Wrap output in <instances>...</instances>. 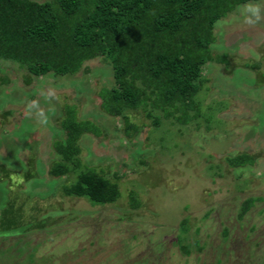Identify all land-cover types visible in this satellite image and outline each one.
Here are the masks:
<instances>
[{
	"label": "rangeland",
	"instance_id": "rangeland-1",
	"mask_svg": "<svg viewBox=\"0 0 264 264\" xmlns=\"http://www.w3.org/2000/svg\"><path fill=\"white\" fill-rule=\"evenodd\" d=\"M213 32L227 65L205 64L200 119L154 128L127 112L129 135L100 108L99 89L114 86L103 60L42 77L0 61V264H264V0L238 5ZM66 106L99 128L80 137L78 161L117 183L112 204L64 197L74 177L47 174ZM241 154L252 162L227 164Z\"/></svg>",
	"mask_w": 264,
	"mask_h": 264
},
{
	"label": "trees",
	"instance_id": "trees-1",
	"mask_svg": "<svg viewBox=\"0 0 264 264\" xmlns=\"http://www.w3.org/2000/svg\"><path fill=\"white\" fill-rule=\"evenodd\" d=\"M248 1L258 0H0V61L42 77L75 75L86 62L101 59L111 67L114 86L99 89L100 108L122 120L126 135L136 130L127 112L140 111L154 128L163 120L186 126L202 116L197 96L205 90V64L227 65L226 53L211 51L214 25ZM59 125L63 139L52 144L59 160L47 174L75 179L60 186L61 194L91 205L114 203L117 183L78 161L80 137H99V128L79 120L73 106L64 108ZM252 160L241 154L227 164L241 168ZM129 200L136 208L134 192ZM255 201L241 203L238 219Z\"/></svg>",
	"mask_w": 264,
	"mask_h": 264
}]
</instances>
